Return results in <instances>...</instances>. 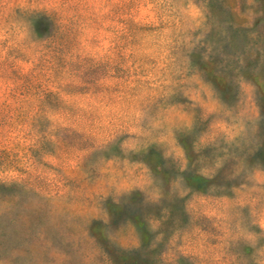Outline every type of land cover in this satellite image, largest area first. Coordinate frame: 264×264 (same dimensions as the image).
<instances>
[{"label":"rangeland","instance_id":"obj_1","mask_svg":"<svg viewBox=\"0 0 264 264\" xmlns=\"http://www.w3.org/2000/svg\"><path fill=\"white\" fill-rule=\"evenodd\" d=\"M0 264H264V0H0Z\"/></svg>","mask_w":264,"mask_h":264}]
</instances>
